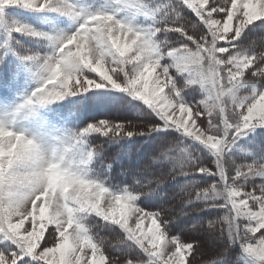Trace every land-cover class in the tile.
Listing matches in <instances>:
<instances>
[{"label":"snow or ice","instance_id":"snow-or-ice-1","mask_svg":"<svg viewBox=\"0 0 264 264\" xmlns=\"http://www.w3.org/2000/svg\"><path fill=\"white\" fill-rule=\"evenodd\" d=\"M258 30L264 0H0V264H264ZM137 138L219 259L146 210L150 165L104 167Z\"/></svg>","mask_w":264,"mask_h":264},{"label":"trees","instance_id":"trees-1","mask_svg":"<svg viewBox=\"0 0 264 264\" xmlns=\"http://www.w3.org/2000/svg\"><path fill=\"white\" fill-rule=\"evenodd\" d=\"M264 33H260L259 30L256 34L251 37V42H254V46L256 48L261 47V36ZM130 119L134 118V116H128ZM98 143L102 144V141H98ZM106 148V158L103 162L104 167H107V164L112 161L117 154H120V163L115 165L116 172H120L121 164L125 168H138L143 167L145 165H150L149 171L154 173L155 176L159 177L161 183L157 185H153V188L159 193L152 200L147 202L144 207L149 210H157L160 206H165L170 208V215L177 216L178 219L174 222V233L181 234V237L185 241L197 240L200 243L201 249L203 251V255L197 254V260L199 262L208 261L212 259H219V252L222 248V244L215 237L218 235L217 232L213 235H209L207 232L197 230L191 231L187 228L193 220L199 219L201 216L206 222L208 219H214L217 213H208V214H199L193 213L191 209L184 208L183 211L187 212L188 215H180L182 210V201L186 199L181 191V186L177 183L173 182L171 177L167 175L170 170L169 167H161V164H167L166 161L157 160L156 163H153L154 156L158 155L159 150L154 152L153 145L150 143L149 145L143 141L142 138H137L135 143L128 144L125 143L123 145L114 144L110 146H105ZM182 183V182H181ZM101 235L113 236V234L107 230L101 232ZM204 240V243L202 240ZM214 238L216 241L210 240V242L206 241V238ZM115 243V242H114Z\"/></svg>","mask_w":264,"mask_h":264},{"label":"rangeland","instance_id":"rangeland-1","mask_svg":"<svg viewBox=\"0 0 264 264\" xmlns=\"http://www.w3.org/2000/svg\"><path fill=\"white\" fill-rule=\"evenodd\" d=\"M251 41H252V40H251V38H250V40L248 41V43H250ZM260 48H261V47H260ZM260 48H257V49H260ZM257 182H258V181H257ZM147 210H149V209H147ZM108 239L110 240L111 243H114V242H115V239L113 238L112 235L109 236ZM201 240L204 242V240L202 239V237H201ZM205 240H206L207 242H208V241L210 242V240H213L214 242L216 241V239H214V238L211 239V238H209V237L206 238ZM204 243H205V242H204ZM205 244H206V243H205Z\"/></svg>","mask_w":264,"mask_h":264}]
</instances>
